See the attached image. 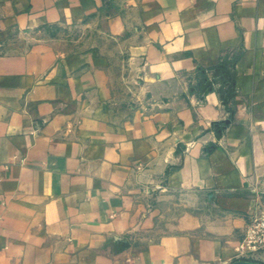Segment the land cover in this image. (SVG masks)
Listing matches in <instances>:
<instances>
[{
	"label": "crops",
	"instance_id": "obj_1",
	"mask_svg": "<svg viewBox=\"0 0 264 264\" xmlns=\"http://www.w3.org/2000/svg\"><path fill=\"white\" fill-rule=\"evenodd\" d=\"M263 195L264 0H0V264H264Z\"/></svg>",
	"mask_w": 264,
	"mask_h": 264
},
{
	"label": "built area",
	"instance_id": "obj_2",
	"mask_svg": "<svg viewBox=\"0 0 264 264\" xmlns=\"http://www.w3.org/2000/svg\"><path fill=\"white\" fill-rule=\"evenodd\" d=\"M254 218L247 225L242 238L239 240L237 252L240 257H249L261 249L264 241V219Z\"/></svg>",
	"mask_w": 264,
	"mask_h": 264
},
{
	"label": "rangeland",
	"instance_id": "obj_3",
	"mask_svg": "<svg viewBox=\"0 0 264 264\" xmlns=\"http://www.w3.org/2000/svg\"><path fill=\"white\" fill-rule=\"evenodd\" d=\"M105 1H110V0H105ZM104 12H105V10H104ZM65 29H69V32L71 33V35H74V33H76L77 31H78V28L77 27H75V26H69V27H63V26H61V27H58V26H56L55 28H54V30L56 31V32H60V33H62ZM263 204H264V195H263ZM257 217H262L261 219H264V208H263V211L259 214V215H257V216H254V217H252L250 220H249V222L247 223V225L248 224H250V222H252L253 220H254V218H257ZM247 227V226H246ZM246 229V228H245ZM245 229L239 234L240 235V238H239V240L242 238V236H243V234H244V231H245ZM263 234H264V232H263ZM263 245H262V247H261V249H259V251H257L256 253H253V255L252 256H262V257H264V241H263V243H262ZM249 256H251L250 254H249Z\"/></svg>",
	"mask_w": 264,
	"mask_h": 264
}]
</instances>
